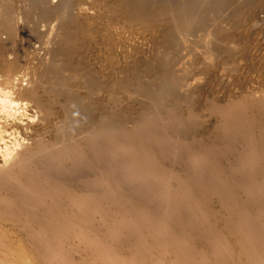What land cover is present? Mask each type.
Wrapping results in <instances>:
<instances>
[{"label": "rangeland", "instance_id": "obj_1", "mask_svg": "<svg viewBox=\"0 0 264 264\" xmlns=\"http://www.w3.org/2000/svg\"><path fill=\"white\" fill-rule=\"evenodd\" d=\"M4 3L0 75L33 91L26 131L0 113V152L26 141L0 153V264H264V0L236 25L202 2L175 35L118 0Z\"/></svg>", "mask_w": 264, "mask_h": 264}, {"label": "bare ground", "instance_id": "obj_2", "mask_svg": "<svg viewBox=\"0 0 264 264\" xmlns=\"http://www.w3.org/2000/svg\"><path fill=\"white\" fill-rule=\"evenodd\" d=\"M37 1L45 14H59V7L66 4V0H60L57 6H51L50 0ZM251 1L252 0H181V3L178 4L174 0H118L116 11L122 14L126 21L142 24H147L148 22L155 24L158 18L157 14H162L168 21V26L163 30L166 34L175 35L176 32H181L182 29H185L187 27L186 24L190 20L194 19V24L201 20L198 7L202 2H208L214 7H219L218 5L225 6L226 16L236 25L243 20L245 9ZM190 3H194V6H191ZM12 12L11 7L5 3L0 10V34L6 35L4 38L0 37V43L4 46L11 41V33L15 24L13 23ZM212 29L213 28L209 27V34L206 39L209 55L212 54L211 50L219 45V39L213 37L214 33ZM74 39V34H69L67 37L68 46L63 51L64 55L67 57L71 56L77 48V46L73 44ZM9 50L13 55L11 66L15 71L20 65L22 49L17 45L9 46ZM163 64L164 63H160L159 65L161 69L160 73H164ZM30 83V79L28 77L25 78L24 75H16L15 73L12 77L8 74L0 75V84L4 87L0 88V113L8 117L9 121H6L7 124H10L9 122H17L18 128L23 130V132L27 130L29 121L32 120V116L28 112V106L29 102L32 100L33 91ZM91 84L92 82L86 85L90 87ZM13 97L19 98L20 101H14ZM36 106H41L40 100L36 101ZM73 122L74 119L73 121H71V118L68 119L70 125H74L75 123L73 124ZM17 134H19V131ZM13 139L15 141L14 147L11 148L6 145L0 152L4 161L9 159L18 145L26 142L25 140H21L20 143H18L16 136L13 137ZM26 161L27 165L21 167L19 174L21 173L22 175L28 176V179H21V181L30 183L42 182L41 175L32 164V154L26 157ZM14 166L17 167L16 164ZM105 167H107V165H105ZM48 172L50 173V171Z\"/></svg>", "mask_w": 264, "mask_h": 264}]
</instances>
